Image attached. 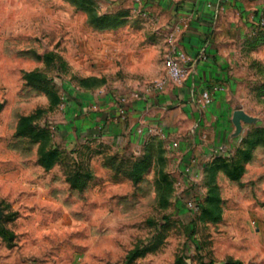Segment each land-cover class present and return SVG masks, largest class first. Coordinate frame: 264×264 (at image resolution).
<instances>
[{
    "label": "rangeland",
    "instance_id": "1",
    "mask_svg": "<svg viewBox=\"0 0 264 264\" xmlns=\"http://www.w3.org/2000/svg\"><path fill=\"white\" fill-rule=\"evenodd\" d=\"M151 2L0 0V264H264V19L233 71L252 121L211 157L124 151L72 113L166 78L179 28Z\"/></svg>",
    "mask_w": 264,
    "mask_h": 264
},
{
    "label": "crops",
    "instance_id": "2",
    "mask_svg": "<svg viewBox=\"0 0 264 264\" xmlns=\"http://www.w3.org/2000/svg\"><path fill=\"white\" fill-rule=\"evenodd\" d=\"M153 3L163 11V21L179 28L176 49L186 56V78L180 84L168 82L163 90L154 87L125 95L123 103L111 95L77 99L72 113L77 117L82 113V124L104 126L103 138L124 151H140L149 139L148 129L156 128L168 143H175L178 156L211 157L226 145L234 125V65L242 45L264 19V0ZM205 91H211L212 103L202 108Z\"/></svg>",
    "mask_w": 264,
    "mask_h": 264
},
{
    "label": "built area",
    "instance_id": "3",
    "mask_svg": "<svg viewBox=\"0 0 264 264\" xmlns=\"http://www.w3.org/2000/svg\"><path fill=\"white\" fill-rule=\"evenodd\" d=\"M187 62L186 56L174 49L172 54L167 58V76L161 81H157L154 85L155 88L163 90L168 82L173 84H180L187 76V70L184 64ZM218 90V89H215ZM212 103V93L211 91L203 92L200 100V105L202 108L210 106ZM148 134H158L160 131L156 128H150L147 131ZM218 150H223L221 147ZM190 209L193 211L198 210V206L193 203H189Z\"/></svg>",
    "mask_w": 264,
    "mask_h": 264
},
{
    "label": "trees",
    "instance_id": "4",
    "mask_svg": "<svg viewBox=\"0 0 264 264\" xmlns=\"http://www.w3.org/2000/svg\"><path fill=\"white\" fill-rule=\"evenodd\" d=\"M3 106L0 103V111L2 110ZM27 121V120H26ZM23 125V122L20 123V130H23L26 128V126ZM40 157H41V164L44 166L46 169L51 168L55 162H56V153H51V154H45L43 147H40ZM241 175V172L238 171L237 169L231 172H228V176L231 179H238Z\"/></svg>",
    "mask_w": 264,
    "mask_h": 264
},
{
    "label": "water",
    "instance_id": "5",
    "mask_svg": "<svg viewBox=\"0 0 264 264\" xmlns=\"http://www.w3.org/2000/svg\"><path fill=\"white\" fill-rule=\"evenodd\" d=\"M242 121L249 123L252 121V119L247 114H245L242 110L235 111L233 114L232 122L236 127L237 135L240 133L242 129V126H241ZM0 217H1V213H0Z\"/></svg>",
    "mask_w": 264,
    "mask_h": 264
}]
</instances>
